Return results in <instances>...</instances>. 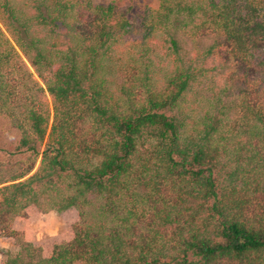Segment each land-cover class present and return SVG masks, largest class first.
Wrapping results in <instances>:
<instances>
[{
	"label": "trees",
	"instance_id": "16d2710c",
	"mask_svg": "<svg viewBox=\"0 0 264 264\" xmlns=\"http://www.w3.org/2000/svg\"><path fill=\"white\" fill-rule=\"evenodd\" d=\"M158 1L0 0L3 264H264V0Z\"/></svg>",
	"mask_w": 264,
	"mask_h": 264
},
{
	"label": "rangeland",
	"instance_id": "374dc122",
	"mask_svg": "<svg viewBox=\"0 0 264 264\" xmlns=\"http://www.w3.org/2000/svg\"><path fill=\"white\" fill-rule=\"evenodd\" d=\"M101 3L114 2L120 8L130 9V14L144 15L149 7L157 8L158 0H96ZM46 101L50 109V125L53 121V102L49 94L46 95ZM21 138V131L14 127L10 119L0 114V161L5 160H26L30 157L31 152L20 151L18 144ZM44 149V147L42 148ZM41 157L36 161L35 169L39 166ZM31 219L30 227L33 236L38 245L44 248L45 253H49L56 243L70 240L73 237L74 226L80 221L79 211L76 208H70L63 212L49 211L48 213H35ZM22 222H15L16 228H21ZM20 250L19 245L11 237L0 233V264H3L6 257L14 255ZM75 264H86L78 261Z\"/></svg>",
	"mask_w": 264,
	"mask_h": 264
}]
</instances>
